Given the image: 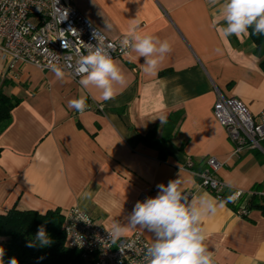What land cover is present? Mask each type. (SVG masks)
Instances as JSON below:
<instances>
[{
    "label": "crops",
    "instance_id": "0c3cea01",
    "mask_svg": "<svg viewBox=\"0 0 264 264\" xmlns=\"http://www.w3.org/2000/svg\"><path fill=\"white\" fill-rule=\"evenodd\" d=\"M67 1L111 40L135 22L139 34L168 40L172 52L154 75L143 71L144 58L131 50L115 58L127 84L108 101L85 89L81 77L0 63V87L21 100L0 133V213L78 207L110 230L114 222L127 226L135 204L155 197L158 185L178 180L189 202L203 197L216 206L201 227L218 264H264V214L240 213L244 197L238 207H220L199 185L195 169L182 168H201L212 156L221 164L216 176L226 185L223 194L264 187V151L233 155L212 112L217 92L239 99L253 115L264 108V71L248 34L224 38L221 25L213 26L224 0ZM80 97L90 100L91 110L76 112L70 102ZM150 131L147 144L141 136ZM134 232L153 242L140 226L121 238Z\"/></svg>",
    "mask_w": 264,
    "mask_h": 264
},
{
    "label": "built area",
    "instance_id": "2783aa9c",
    "mask_svg": "<svg viewBox=\"0 0 264 264\" xmlns=\"http://www.w3.org/2000/svg\"><path fill=\"white\" fill-rule=\"evenodd\" d=\"M124 36L116 40L107 38L67 0H0V63L9 68L17 62L42 70L59 68L63 75L78 81L81 76L76 69L81 57L88 54L89 47L94 49L97 40L103 37L105 46L113 45L109 49L110 55L114 59L120 58L130 51L121 50L120 41ZM89 101L83 111L91 110ZM97 107L102 111L100 105ZM83 111L76 109L78 113ZM212 112L226 130L233 145V155L248 150L264 151V108L253 115L239 99L217 92ZM191 165L187 163L182 168L190 169ZM220 165L211 156L204 160L201 171L193 172L199 185L219 201L226 190L225 183L216 176ZM232 192L233 204L243 195H250V191ZM240 213H245L243 203ZM63 232L67 247L78 250L91 264H145L144 254L150 243L141 232L113 242L109 229L78 207L65 213ZM212 259L213 264H218Z\"/></svg>",
    "mask_w": 264,
    "mask_h": 264
},
{
    "label": "clouds",
    "instance_id": "9594fccd",
    "mask_svg": "<svg viewBox=\"0 0 264 264\" xmlns=\"http://www.w3.org/2000/svg\"><path fill=\"white\" fill-rule=\"evenodd\" d=\"M209 2L217 5L219 0ZM217 25H221L219 31L224 38L247 34L249 28L253 35H264V0H224L213 21V26ZM137 28L134 22L120 41L121 50L130 49L138 57H143V71L154 75L157 67L172 52V46L168 40L155 35L139 34ZM94 37L97 39L96 33ZM97 41L95 48L89 47L88 54L81 57L76 72L81 76L80 84L85 89L97 93L100 101H108L115 99L126 86L127 74L119 61L110 55L109 49L113 45L105 46L103 37ZM54 71L58 77L63 76L59 68H54ZM86 99L80 97L70 103L83 111L87 107ZM178 185V180L170 181L166 186L160 184L155 197L138 201L127 217V226L112 223L109 230L111 240L116 242L130 228L140 226L154 237L146 248L145 264H213L212 254L204 245L206 237L201 223L205 215L216 211V206L207 203L203 197L200 202L195 199L189 202ZM231 199L234 197H229ZM219 206L223 207V202ZM84 221L87 222L86 219ZM37 243L39 246L52 243L44 225L38 227L35 242H29L27 246L36 247ZM4 255L5 250L0 247V260ZM8 264H18V260L13 257Z\"/></svg>",
    "mask_w": 264,
    "mask_h": 264
},
{
    "label": "trees",
    "instance_id": "16d2710c",
    "mask_svg": "<svg viewBox=\"0 0 264 264\" xmlns=\"http://www.w3.org/2000/svg\"><path fill=\"white\" fill-rule=\"evenodd\" d=\"M248 38L254 44V55L259 59V66L264 71V35H253L252 29L248 30ZM20 99L4 93L0 87V133L10 123L11 111L20 103ZM152 131L141 136V140L149 144ZM167 138H163L166 140ZM264 147V143H262ZM258 153V150H255ZM161 154L164 152L161 150ZM191 165V170L201 171ZM250 195H243L241 199L233 204L232 193L222 195L221 202L229 206H237L244 198L243 207L245 210L257 209L264 214V187L255 184L250 190ZM240 206V204H239ZM65 213L59 208L47 210L40 213L34 210H20L13 207L6 212L0 213V247L5 250L3 260L0 264H8V261L15 257L18 264H91L84 260L78 250L67 247L63 232ZM44 225L52 243L46 246L28 247L29 242H35L38 227Z\"/></svg>",
    "mask_w": 264,
    "mask_h": 264
}]
</instances>
